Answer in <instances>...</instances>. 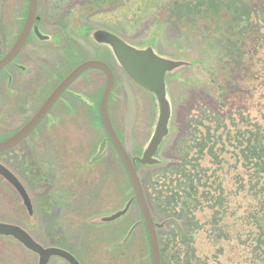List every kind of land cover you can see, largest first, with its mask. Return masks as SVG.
Masks as SVG:
<instances>
[{"label": "rangeland", "instance_id": "rangeland-1", "mask_svg": "<svg viewBox=\"0 0 264 264\" xmlns=\"http://www.w3.org/2000/svg\"><path fill=\"white\" fill-rule=\"evenodd\" d=\"M67 1L48 0L52 12L54 4L63 6ZM220 1L82 0L81 26L108 31L131 47L150 48L180 63L165 79L170 121L169 133L153 156L160 162L158 166L136 165L147 200L144 180L156 179L158 169L178 161L185 146L210 135L201 164L214 175L223 205L210 208L204 203L194 211L198 221L192 241L195 263L264 264V238L256 222L264 216V176L257 181L254 165L243 158L250 135L259 131L264 137V0H227V7H221ZM189 3H193L191 10L186 8ZM181 4L185 7L182 16L177 13ZM28 5L29 0H0V41H6V48L16 27L22 25L19 19ZM236 6L249 14L254 27L242 32L232 25ZM38 7L44 10L45 0ZM93 9L100 11L87 20ZM227 28L235 33V41L242 42L238 54L223 47L220 33ZM94 34L82 31L78 40L43 41L47 63L30 54L28 64L34 72L46 66L49 75L69 74L92 59L109 64L115 75L108 102L110 118L128 154L142 157L160 119L157 95L133 81L111 54L110 44L94 41ZM37 43L30 41L28 54ZM76 46L79 55H71ZM41 77L46 79V74ZM43 79L35 77L34 82L38 80L41 86ZM105 85L106 76L99 69L86 70L71 85L81 94L79 101H69L77 110L74 118L68 115L71 111L64 95L55 109L59 120L52 125L44 119L38 127L46 131L45 136L31 134L14 149L0 153V165L18 182L13 184L0 172V223L22 228L43 248H55L51 246L59 242L58 223L63 222L47 214H52L53 207L61 206L62 214H87V219L98 215L93 222L79 221L76 216L63 223L65 236L72 230L81 232L78 245L87 254L82 257L85 264H152L148 230L122 160L109 139L99 149L107 139L99 109ZM40 99L33 103L38 105ZM12 100L7 96L3 105L14 106ZM28 148L33 152L21 154ZM199 150L195 146L191 155ZM46 183L53 193L49 198L43 193ZM72 195L75 204L68 207ZM159 218L164 223L161 231L170 232L173 225ZM40 259L39 253L13 235L0 234V264H40ZM60 261L52 257L48 264Z\"/></svg>", "mask_w": 264, "mask_h": 264}, {"label": "flooded vegetation", "instance_id": "flooded-vegetation-1", "mask_svg": "<svg viewBox=\"0 0 264 264\" xmlns=\"http://www.w3.org/2000/svg\"><path fill=\"white\" fill-rule=\"evenodd\" d=\"M83 1L87 2V0H83ZM30 2L31 0H29V5L27 7V10L24 16L19 19L21 20L20 22L22 23V25L19 28L16 27L17 29H16V32L14 33V39L12 43L10 44V47L6 48V41H4V39H2L3 41H0V59L4 57V55H6L8 51H10L12 47L17 43L21 35V32L28 20ZM39 3H41V0H37V7H36L34 19H33L32 25L28 31V34L24 42L22 43L21 47L19 48L18 52L15 54L11 62L8 63L5 67L0 69V142L5 141L7 138H10L11 136L17 134L34 117V115L47 101V99L50 97V95L53 93L56 87L68 75V74H64V75L50 74L49 75L47 74L46 70L44 71L46 66H42V70L40 69V72L39 71L34 72V70L30 68L28 61H27V59L30 60V54H33V56H35L40 62L44 61L45 64L47 63L46 59L44 58V50L46 48V45H43V41L62 42V41L78 40L80 33L83 31V33L86 34L87 36H91L93 35V33H95L94 41H102L108 44L111 43V42H108L109 40L107 39V37L112 36L110 32L108 31L99 32V31H96V29H93L92 27L81 26V19L83 18L81 16L82 0H68L67 4L63 6L54 4L55 7H53L52 9L53 12L51 11V7H49L48 0H45L46 7L44 10H41V11H39V8H40L38 7ZM100 10H103V8ZM100 10L93 9L92 13H89L88 15H86V19L88 20L91 14H96ZM50 31L53 32L52 36L50 35ZM30 41H37L38 43L31 48L33 49V51L28 54V44L30 43ZM76 43L78 45L79 41H76ZM111 45L112 44H110V46ZM113 53H114L113 48L111 46V54ZM74 54L79 55V49H77V46H76V50L75 48L73 49V52L71 55H74ZM37 72L41 74L45 73L46 79H43L41 77V74ZM35 77H38V79L39 78L43 79L41 86L38 85L39 83L38 80L35 81L36 87L34 86ZM75 80H73L70 83V85L67 86V88H65V90L59 95V97L52 103L50 108L46 111V113L44 114L40 122L37 124V126L22 141H24L31 134L32 135L34 134L36 136H39V135L45 136L46 131L45 132H43V130L40 131L38 127L42 125L41 123L44 119H47L49 124L51 123L52 125L55 124V122L59 120L55 109H58V107L60 106V103L62 102L64 95L68 96V101L65 102V104H67L66 106H68V109L71 111V114H68V115L74 118V115H76L77 110L74 109L73 106H71L69 101L70 100L79 101V99H81V94L77 90V88L71 87V85L74 83ZM42 88L43 89L45 88L43 93L41 92L43 91ZM38 92H41L42 94L40 95V97H42L41 99L39 98ZM7 96L13 99L11 102L15 103L14 106L5 107L3 105L4 100L5 98H7ZM34 99L36 100L40 99L41 101L38 105H36L33 103ZM2 123H4L5 125L9 127L2 125ZM1 127H4L6 129L1 128ZM59 137L61 141L65 140L64 134L62 133L59 134ZM108 139L109 138L107 137V139L101 143V146L99 148L100 150H102V147H103L102 145H104ZM110 142L112 143L111 140ZM30 151L32 150L28 148L27 150L26 149L24 151L21 150L20 152H22L21 154L24 155ZM15 153H18V152L14 151V153L12 154H15ZM46 185L48 187L45 188V191H43V193L46 194L47 197L49 198L51 197L53 193L51 192L52 191L51 188H49L50 184L46 183ZM75 200H76L75 196L72 195V199L71 201H69L70 203L68 207L73 206L75 204ZM74 210H75V207L72 208V212ZM51 211H52V214H49V213L47 214L54 218H58V220H61L63 223L67 221L69 218H70L69 221L73 220L71 218L75 219L76 216H77V220L79 221L84 220V222H88V221L93 222L99 218L98 215H94V216L91 215L87 219V217L85 216L87 214H83V215L82 214H62L61 211H63V208L58 205L53 207ZM155 221L158 222L156 217H155ZM63 223H58L59 228H58L57 233H58L59 242L57 244H53L54 246L52 245L51 247L60 248L62 250L64 249L66 252L70 253L77 260V263H73L66 256H62V255L51 256L49 259V262L51 261L52 257H58L62 260L60 261L59 264H85L82 257H84L87 254L84 252V246H81L80 244L78 245V240L81 236V232L79 230H75V231L72 230L70 235L65 236V231L67 230L65 228V224ZM133 226L136 228L135 225ZM86 249H89V247Z\"/></svg>", "mask_w": 264, "mask_h": 264}, {"label": "water", "instance_id": "water-1", "mask_svg": "<svg viewBox=\"0 0 264 264\" xmlns=\"http://www.w3.org/2000/svg\"><path fill=\"white\" fill-rule=\"evenodd\" d=\"M36 7L37 0H31L28 20L22 30L17 43L0 60V69L6 66L14 58L15 54L18 52L19 48L24 42L32 25ZM107 39L109 40L108 42H111L121 65L128 73V75L146 90L154 92L157 95L158 101L160 103V119L158 121V126L154 137L151 140L149 147L144 152L143 156L134 158L130 157L113 127L108 111V101L112 93V89L115 85V78L111 67L100 60H87L74 68L56 87L47 101L29 122L17 134L13 135L5 141L0 142V152L9 150L19 144L40 122L46 111L65 90V88H67V86L85 70L90 68H97L102 70L106 75V85L100 104L102 123L109 139L114 144L123 162V165L132 184L135 197L139 203L149 234L152 250V264H162L159 239L155 223L142 182L137 173L136 165L138 163L142 165H153L158 162V160L154 159L153 156L164 137L169 133L168 124L170 121V105L166 97L165 76L168 71H171L175 67L179 66L180 63L167 60L157 55L152 49H136L134 47H131L123 40L115 37L114 35L107 37ZM0 172L3 173L14 184L18 183L16 178L13 177L1 165ZM128 206L129 205H127V208ZM127 208L124 211L117 213L115 216H113V218L123 214L127 210ZM0 234L13 235L27 247L39 253L41 257L40 264H48V260L51 255L66 256L73 263H77V260L72 255L58 248H43L41 245L37 244L26 231L18 226L0 223Z\"/></svg>", "mask_w": 264, "mask_h": 264}, {"label": "trees", "instance_id": "trees-1", "mask_svg": "<svg viewBox=\"0 0 264 264\" xmlns=\"http://www.w3.org/2000/svg\"><path fill=\"white\" fill-rule=\"evenodd\" d=\"M220 2L221 7L228 3L227 0ZM192 4L189 3L186 8L189 7L188 10H191ZM177 7L180 10L177 13L180 16L185 15L184 4ZM235 9L238 11L233 13L235 22L232 25L235 24L236 28L240 27L242 32L248 26L254 27L249 21L248 13L239 11L241 8L238 6ZM220 34L222 35L223 47H226L229 53L234 55L241 52L242 42L235 41L236 35L231 29H224ZM210 140L211 136L209 135L207 138L201 137L200 142L194 145L185 146L180 152L178 161L170 166L159 168L156 179L151 176L144 180L147 182L146 191L153 215L159 223H163L159 218L162 216L164 221L173 225L170 232L161 231L164 223L158 230L162 264H171L172 261L174 264H196L192 241L194 232L198 228V221L194 211L203 206L204 203H208L210 208L215 207V204L223 205V195L218 193L214 186V175L210 174L207 168L201 164V158L204 157L203 150ZM195 146L200 150L196 155H191ZM210 151H213L212 148ZM244 153V160L254 165V176L257 181L261 180L264 176V137L259 131L250 135ZM154 166H158V164ZM217 213L218 211H216ZM256 222L261 230L260 238H264V216L257 217Z\"/></svg>", "mask_w": 264, "mask_h": 264}]
</instances>
